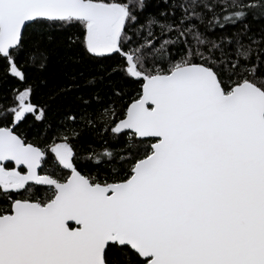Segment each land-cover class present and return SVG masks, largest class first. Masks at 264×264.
<instances>
[{
  "label": "snow or ice",
  "instance_id": "obj_1",
  "mask_svg": "<svg viewBox=\"0 0 264 264\" xmlns=\"http://www.w3.org/2000/svg\"><path fill=\"white\" fill-rule=\"evenodd\" d=\"M0 68V264H264V0H0Z\"/></svg>",
  "mask_w": 264,
  "mask_h": 264
},
{
  "label": "trees",
  "instance_id": "obj_2",
  "mask_svg": "<svg viewBox=\"0 0 264 264\" xmlns=\"http://www.w3.org/2000/svg\"><path fill=\"white\" fill-rule=\"evenodd\" d=\"M159 0H150L151 5H155ZM261 23L253 24V29L258 30ZM72 53L67 52L59 39L49 48V62L46 70L40 71L29 68L26 72L28 83L32 85L33 95L32 102L37 106H45L47 111V118L55 121L63 110L73 104L75 97L79 95H86L93 91V87L86 84L89 74L94 71L93 66L86 62L73 63L68 59ZM75 75V83L79 87L70 92L61 91L67 83H69V76ZM17 87L23 88V85L17 79L12 77L4 78L3 69L0 68V103L7 102L10 94ZM101 85L97 84L95 88H100ZM32 120V117H28ZM24 128V125H21ZM40 125L27 128L29 138L36 134L40 129Z\"/></svg>",
  "mask_w": 264,
  "mask_h": 264
}]
</instances>
